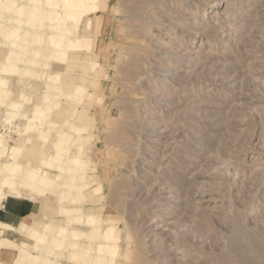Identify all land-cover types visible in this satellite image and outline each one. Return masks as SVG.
Here are the masks:
<instances>
[{
    "label": "rangeland",
    "instance_id": "374dc122",
    "mask_svg": "<svg viewBox=\"0 0 264 264\" xmlns=\"http://www.w3.org/2000/svg\"><path fill=\"white\" fill-rule=\"evenodd\" d=\"M59 2L50 0L26 22L52 23ZM97 4L88 33L95 75L70 82L60 72L62 92L88 90L93 103L74 93L72 106L54 105L57 71L43 30L41 47L29 53L38 56L28 63L34 83L24 96H8L11 120L0 122V130L18 137L34 123L73 126L63 133L76 140L67 161L76 160L89 184L72 195L98 206L78 226L90 228V220L102 217V229L116 225V240L85 234L79 245L54 247L56 230L47 225L52 205L20 236L22 251L39 254L37 264H56L58 249L71 254L60 259L64 264H106L111 257L113 264H264V0ZM27 136L32 150L23 149L24 163L13 169L21 183L42 149ZM65 170L55 171L57 179L48 175L45 205L69 180ZM94 190L101 201L84 199ZM34 206L29 194L10 195L0 221L16 226L34 215ZM43 242L53 248H34ZM16 250L12 244L0 264H18Z\"/></svg>",
    "mask_w": 264,
    "mask_h": 264
},
{
    "label": "bare ground",
    "instance_id": "6f19581e",
    "mask_svg": "<svg viewBox=\"0 0 264 264\" xmlns=\"http://www.w3.org/2000/svg\"><path fill=\"white\" fill-rule=\"evenodd\" d=\"M99 1L60 0L59 4L54 6L53 22L41 27L37 23H28L26 20L34 16L36 18L41 16L42 11L47 10L50 0H0V122L9 121L10 123L11 120L5 111L8 105V96L13 93H17L19 97L24 96L23 90L34 83V79L27 76L28 73L35 75L32 65L28 63L34 65L38 62V56H29V53L41 47L42 36L40 32H43V30L46 31L47 43L50 44V52L47 55L53 61L54 68L57 71L55 79H52L56 88L51 96V99H54V105L59 107L62 102H68L72 106L75 103L73 100L74 93L81 95L83 100L86 99L88 103H93L94 94L88 90L78 93L71 90L62 92L60 89L62 84L60 72L66 71V77L70 82H80L86 77L95 75L90 70L97 65L94 61L95 54L92 51L94 44L88 46L90 41L88 40V33L97 23L98 15L92 11H94L95 5H98ZM86 45L89 49L85 52L83 50ZM23 58L27 60L23 62L25 66L20 64ZM87 60H89L88 63H86ZM82 65L87 66L83 68ZM14 105L17 104L14 103ZM35 108H39V104ZM36 116L39 115L36 114ZM22 117L26 120L25 115H22ZM27 119L29 118L27 117ZM33 125V128L27 129L26 136L19 134L18 137H13L0 130V206L6 203L10 195L20 196L24 193L29 194V199L35 203L34 215L25 216L18 225L15 226L0 221L1 261H4L10 255L9 248L13 244L19 250H16V253L20 256L19 260H16L18 264L38 263L40 260L39 254L34 253V251H22L20 241L23 238H20V236L22 237L25 230L29 229L35 214L46 206L55 205L50 207L51 214L48 216L47 225L50 226L51 231L56 230V235L52 239L56 248L79 245L82 243L80 239L84 238L85 234L91 236L99 233L100 238L105 240L106 243L116 240L113 237L116 225L109 222L108 226L102 229L101 225L103 223H100L104 220L102 217L90 220L92 224L90 228L84 229L78 226L81 222L79 218L92 210H97L98 206L85 205L82 200L80 202L78 197L72 195L73 190L84 189L89 184L85 179L87 175L74 167L73 162L76 160L69 158V161H67V153L73 150V152L76 151L74 148L76 140L72 133L67 132L66 135H63V133L67 129L73 130V126L62 128L57 119L46 124L34 123ZM29 133L32 134L30 142L40 145L42 149L37 152V157L32 162L27 175L23 177L24 182L22 184L14 177L13 169L20 168L24 163L19 156L22 150L29 152L32 150V147H27V134ZM61 167L66 168L65 172L69 180L65 182L59 191L54 192L56 202L46 201L48 205H45V202H42L44 201L43 197L46 196L44 183L48 180V175L52 173L55 177H59L55 171ZM76 181H79V183ZM94 193L95 190L85 194L84 199L101 201V197H96ZM36 237L39 240L45 239L47 234ZM49 246L50 243L43 242L40 245L36 244L34 248L38 250L41 249L40 247L53 248ZM53 254L56 256V264H64L60 259L71 255L62 252L61 249L53 250ZM1 263L8 264V262ZM113 263L115 261L112 257L106 259V264Z\"/></svg>",
    "mask_w": 264,
    "mask_h": 264
},
{
    "label": "crops",
    "instance_id": "0c3cea01",
    "mask_svg": "<svg viewBox=\"0 0 264 264\" xmlns=\"http://www.w3.org/2000/svg\"><path fill=\"white\" fill-rule=\"evenodd\" d=\"M22 210V209H21Z\"/></svg>",
    "mask_w": 264,
    "mask_h": 264
}]
</instances>
